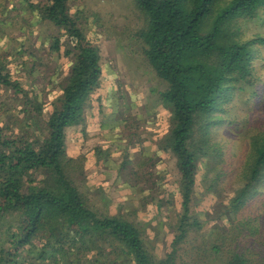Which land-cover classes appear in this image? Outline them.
<instances>
[{"label": "trees", "instance_id": "obj_1", "mask_svg": "<svg viewBox=\"0 0 264 264\" xmlns=\"http://www.w3.org/2000/svg\"><path fill=\"white\" fill-rule=\"evenodd\" d=\"M134 4L144 25L133 38L166 86L160 101L169 117L158 147L163 157L175 159L180 196L169 250L163 257L152 252L136 221L98 208L81 186L82 164L69 154L67 131L86 123L89 107L97 101L100 106L101 48L70 0H38L32 7L40 22L59 30L51 51L69 61L51 100L41 99L0 61V86L21 102L10 113L12 121H0V264H181L183 253L198 259L207 255L220 264H264L259 228L236 218L264 189V124L260 120L247 129L251 115L242 120L234 111L240 100L247 109L264 101L261 69L254 62L264 53V33L244 35L248 21L264 25V0ZM20 112L32 115L16 126ZM224 127L232 129L226 136L233 135L234 142L238 136L248 140L242 184L223 203L225 229L212 230L201 237L202 244L185 248L211 226L197 216L195 195L205 160L223 162L215 130ZM96 150L99 159L106 157L102 148ZM149 162L126 156L121 166L127 167L129 181L144 183L140 192L157 189ZM169 205H175L172 194L156 206L163 211Z\"/></svg>", "mask_w": 264, "mask_h": 264}, {"label": "rangeland", "instance_id": "obj_2", "mask_svg": "<svg viewBox=\"0 0 264 264\" xmlns=\"http://www.w3.org/2000/svg\"><path fill=\"white\" fill-rule=\"evenodd\" d=\"M37 1L0 0V61L8 65L12 74L28 88L33 87L41 99L51 100L60 91L59 84L69 59L59 55L58 51H51L50 44L59 35V30L40 22L32 7ZM70 4L82 11L85 31L97 39L105 73L101 107L96 99L97 103L87 110L86 123L67 131L69 154L82 164V170H79L81 186L92 202L108 213L136 221L145 233L150 250L163 257L173 239L180 196L175 159L167 155L163 157L158 147L167 130L169 117L160 101V92L166 86L145 60L133 38V34L144 25V16L136 8L134 0H70ZM248 24L244 35L264 33V25L259 20H250ZM254 62L257 69H261L260 77L264 84V53ZM18 103L21 104L13 99L11 92L0 86L2 123L13 120L10 113H16L14 107ZM254 104L247 109L248 105L240 100L234 108L236 116L242 120L251 115L247 129L260 120L264 124V101ZM28 114L17 116L16 126L31 117L32 114ZM231 130L227 127L215 130V139L222 146L223 162L218 163L212 158L205 160L196 189V214L203 220H210L211 226L203 229L202 235L185 248L194 242L202 244L201 237L205 234L226 227L223 203L242 184L239 172L249 151L247 139L238 136L234 142L233 135L226 136V132ZM96 148H102L106 157L99 159ZM126 156L135 163L150 161L148 165L158 179L154 187L157 189L140 192L144 183L138 186L129 181L127 167L121 169ZM223 171L225 173L220 174ZM170 194L175 205H169L168 209L164 206L160 211L157 203L160 198L167 201ZM236 218L256 225L260 231L257 240L264 244V189L238 212ZM216 238L210 239L214 241ZM192 256L183 253L178 263L220 264L211 262L207 255L200 259Z\"/></svg>", "mask_w": 264, "mask_h": 264}]
</instances>
